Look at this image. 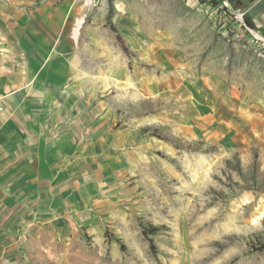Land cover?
Instances as JSON below:
<instances>
[{"label": "rangeland", "instance_id": "1", "mask_svg": "<svg viewBox=\"0 0 264 264\" xmlns=\"http://www.w3.org/2000/svg\"><path fill=\"white\" fill-rule=\"evenodd\" d=\"M77 1L94 212L35 261L264 264V50L210 1Z\"/></svg>", "mask_w": 264, "mask_h": 264}, {"label": "crops", "instance_id": "2", "mask_svg": "<svg viewBox=\"0 0 264 264\" xmlns=\"http://www.w3.org/2000/svg\"><path fill=\"white\" fill-rule=\"evenodd\" d=\"M238 6L264 35V0ZM82 7L77 0H0V264H39L47 244L68 241L94 212L85 184L93 160L80 159L68 121V100L83 81L71 37Z\"/></svg>", "mask_w": 264, "mask_h": 264}, {"label": "built area", "instance_id": "3", "mask_svg": "<svg viewBox=\"0 0 264 264\" xmlns=\"http://www.w3.org/2000/svg\"><path fill=\"white\" fill-rule=\"evenodd\" d=\"M217 2L225 15H232L233 13L238 15L237 18L240 25L247 31L252 42L256 44L261 50H264V35L246 26L244 21V9L240 8L238 5H235L231 0H217Z\"/></svg>", "mask_w": 264, "mask_h": 264}, {"label": "trees", "instance_id": "4", "mask_svg": "<svg viewBox=\"0 0 264 264\" xmlns=\"http://www.w3.org/2000/svg\"><path fill=\"white\" fill-rule=\"evenodd\" d=\"M204 1H210L211 3H213L214 5H218V2L217 0H204ZM235 5H238L239 4V1L240 0H231ZM244 21H245V24L248 28L250 29H254V25L253 23L244 15ZM156 229H147L146 231L144 230V234L145 235H153L155 233ZM259 251H264V246L260 248Z\"/></svg>", "mask_w": 264, "mask_h": 264}]
</instances>
